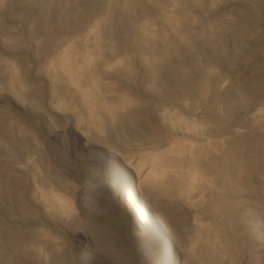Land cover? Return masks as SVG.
<instances>
[{
    "label": "bare ground",
    "instance_id": "1",
    "mask_svg": "<svg viewBox=\"0 0 264 264\" xmlns=\"http://www.w3.org/2000/svg\"><path fill=\"white\" fill-rule=\"evenodd\" d=\"M102 4L106 18L98 19L88 30L83 26L68 31L64 26L61 41L50 50L51 59L36 64L34 70L22 60L25 52L16 46H10L5 60H0L6 82L0 101L8 106L0 118V135L24 184L23 207L17 213L4 210L0 190V264L16 256L34 264H47L50 256H69L71 237L82 234L84 226L99 229L81 201L106 203V209L111 204L109 183L127 197L132 194L138 221L149 216L152 222L150 209L158 205V198L173 201L191 217L197 238L209 227L202 216L215 207L210 199L227 189L229 162L222 156L226 157L228 148L225 145L222 154L214 144L218 136L221 144L228 139L222 110L217 112L213 105L221 103L218 74L201 70L190 78L183 72L181 60L172 62L164 52L170 48L178 57L180 48H189L193 39L219 44L221 29L235 22L225 19L216 24L208 18L216 0H103ZM193 11L205 18L188 14ZM114 16L115 23L111 21ZM203 23L206 28L201 32ZM115 24L120 31L117 35L111 31ZM39 32L40 27L30 39L37 41ZM158 48L162 55L156 56ZM136 58L142 66L134 71ZM219 60L211 56L204 61L216 64ZM26 101L31 111L45 113L36 118L37 123H49L56 130L54 147H47L48 151L32 130L8 114ZM145 110L155 116L153 136L134 127L133 139H120V130L130 116ZM54 112L71 118L81 145L80 163L90 166L103 155V163L92 174L68 167L67 129L59 134L57 125L51 124L49 115ZM111 140H117L118 146ZM48 152L53 160L48 159ZM17 230L22 234L15 236ZM10 241L19 247L11 254L5 252ZM228 251L222 245L217 254L235 264L234 254ZM171 252L169 244L167 258ZM78 255L85 260L84 254Z\"/></svg>",
    "mask_w": 264,
    "mask_h": 264
},
{
    "label": "rangeland",
    "instance_id": "2",
    "mask_svg": "<svg viewBox=\"0 0 264 264\" xmlns=\"http://www.w3.org/2000/svg\"><path fill=\"white\" fill-rule=\"evenodd\" d=\"M102 3L103 0H0V60H5L10 46H16L19 51L25 52L23 57L26 58L22 60L34 70L36 64L51 59L50 50L62 39L64 26L68 31H77L83 26H88V30L98 19L106 18L101 11ZM90 9L94 13L89 14ZM188 14L205 18L199 11ZM206 15L216 24L225 19L235 22L221 29L219 44L193 39L189 48H180L178 57H174L170 48H166L164 53L172 57V62L180 59L183 72L190 78L201 70L211 69L218 74L221 103L213 105L217 112L222 110L228 139L221 144V137L218 136L214 144L220 153L225 150V145L228 148L224 154L226 157L222 156L223 153L219 154L229 162V166L226 163L229 176L225 182L227 189L210 199L215 202V207L209 210L207 216L201 217L209 224L210 230L207 231V228L205 232L206 236L209 233L208 238L205 233L197 238L192 232L191 217L164 197L158 198V205L150 209L152 222L149 216H145L144 221H138L130 201L132 194L127 197L125 192L115 190L109 183L107 199L111 204L106 209V203L81 201L82 209L93 214L99 229L84 226L82 234L70 238V255L50 256L47 264H229L227 259H221L217 254L222 245L234 254L235 264H264V0H216L214 8ZM116 16L111 19L114 23ZM143 21L140 19V22ZM39 27L37 41L30 39V34ZM205 28L203 23L199 31L203 32ZM111 31L117 35L119 26L115 24ZM159 49L154 51L156 56L162 55ZM211 56H218L220 60L209 64L207 60ZM141 66L140 59L136 58L134 71ZM1 71L2 68L0 95H5L6 82ZM34 82L37 84L39 81L35 79ZM194 82L198 86L195 78ZM35 87L41 93L39 86ZM140 92L138 94L142 96ZM28 106L29 101H26L8 114L23 124L26 130H32L48 151L47 147H54L52 135L56 130L49 123H37L36 118L45 113L37 109L35 113ZM7 107V102L1 100L0 118L6 115ZM49 118L53 121L51 124L57 125L59 134L67 129L68 167L87 174L95 172L98 163H103V155H99L95 164L90 166L80 163L81 145L74 136L71 118L58 112L52 113ZM130 118L124 124L126 127L120 130L121 135L118 133L124 136H119L120 139H133L134 127L142 129L147 136H153L156 120L152 113L145 110ZM112 144L118 146L117 140H113ZM7 149L8 145L0 135L3 207L9 213H17L23 207L21 193L24 184L21 173L12 165ZM60 150L64 151L65 147ZM48 159L53 160L49 152ZM148 211L147 208L145 212ZM16 232L15 236L22 234L20 230ZM202 237L207 240L204 242ZM15 244L10 241L5 252L11 254L17 251L19 247H13ZM169 244L172 245V252L167 258L165 250ZM78 254H84L85 260L81 261ZM2 263L34 264L18 256Z\"/></svg>",
    "mask_w": 264,
    "mask_h": 264
}]
</instances>
